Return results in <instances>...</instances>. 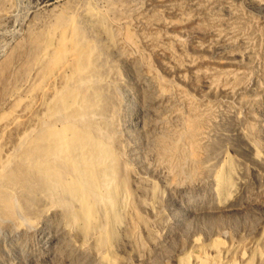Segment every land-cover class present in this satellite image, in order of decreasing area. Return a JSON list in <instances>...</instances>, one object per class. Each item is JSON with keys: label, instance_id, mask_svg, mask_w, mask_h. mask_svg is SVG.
Segmentation results:
<instances>
[{"label": "rangeland", "instance_id": "374dc122", "mask_svg": "<svg viewBox=\"0 0 264 264\" xmlns=\"http://www.w3.org/2000/svg\"><path fill=\"white\" fill-rule=\"evenodd\" d=\"M108 1H2L0 9L6 7V12L0 17V56L28 26L44 28L62 9L69 22L83 24L101 58L107 56L112 69L103 79L114 87L111 94L119 109L115 133L123 146L118 152L127 159L128 202L134 211L129 214L122 209L123 227L117 228L110 258L114 264H200L199 258L205 255L216 259V264H264V164L257 161L251 144L254 140L264 156V0L122 1L130 15L127 23L123 17L119 25L125 24L133 35L137 47L132 52L148 61L147 69L166 84L174 100L182 102L174 92L180 88L209 117L202 141L207 144L199 147L201 156L206 154L201 160L206 158L202 166L207 170L195 183H178L180 188L169 184L164 170L155 165L158 148L148 147L139 135L144 113L137 105H128L130 96L140 105L132 74L113 55L106 35L85 22L84 4L104 10ZM224 71L239 80L228 77L235 88L209 87L216 75L221 76L217 82L227 78ZM228 79L224 81L230 84ZM126 88L133 93L129 95ZM152 116L153 121L159 120L154 112ZM152 116L147 114L143 120L148 122ZM225 161L231 165L234 184L226 198L228 209L217 210L211 179ZM3 230L0 250L8 245ZM77 238L80 235L74 233L57 239L43 226L28 247L24 245L23 257L11 251L8 256L0 253V260L5 264H95L91 247L83 258L72 247L80 242ZM64 244H70L74 252L68 253Z\"/></svg>", "mask_w": 264, "mask_h": 264}, {"label": "bare ground", "instance_id": "6f19581e", "mask_svg": "<svg viewBox=\"0 0 264 264\" xmlns=\"http://www.w3.org/2000/svg\"><path fill=\"white\" fill-rule=\"evenodd\" d=\"M122 1L110 0L104 10L84 4L85 22L106 35L113 44V55L132 74L140 105L130 96L129 107L135 104L144 116L154 112L159 117L145 122L142 116L139 133L148 147L158 148L155 165L164 170L169 184L177 187L188 181V185L200 180L206 169V158L201 160L206 154L201 156L199 147L207 144L202 141L209 117L180 88L174 92L182 102L174 100L166 84L149 72L148 61L132 52L137 47L133 35L125 24L119 25L124 18L127 23L130 15ZM1 9L0 17L6 12ZM111 69L83 24L69 22L64 9L44 28L28 26L1 54L0 231L4 229L8 242L1 247L3 255L14 251L23 257L24 245L28 247L32 236L46 226L57 239L78 233L80 242L72 247L78 248L82 258L91 247L95 264H114L109 256L112 241L122 226L124 211H134L128 202L127 159L118 152L123 146L115 133L119 109L111 94L114 87L103 79ZM224 72L225 81L229 76L232 79L233 75ZM217 78L209 87L235 88L229 79L227 84ZM126 89L129 95L134 91ZM161 111L168 115L162 117ZM251 144L257 161L264 164L254 140ZM230 169L225 161L211 179L218 196L217 210L229 207L226 198L234 184ZM151 191L156 192L154 187ZM64 245L68 253L74 252L70 244ZM199 261L216 264L217 260L202 255Z\"/></svg>", "mask_w": 264, "mask_h": 264}]
</instances>
